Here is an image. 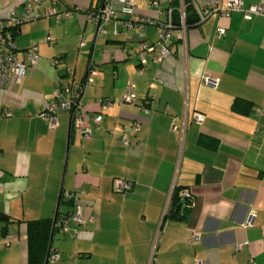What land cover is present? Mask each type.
<instances>
[{
	"label": "crops",
	"instance_id": "obj_1",
	"mask_svg": "<svg viewBox=\"0 0 264 264\" xmlns=\"http://www.w3.org/2000/svg\"><path fill=\"white\" fill-rule=\"evenodd\" d=\"M104 1L43 0V15L15 34V54L23 58L37 44L39 59L21 81L12 76L0 88V264H28L27 220L72 211L62 193L77 189L86 219L56 229L53 264H147L155 239L153 264H264V0H241L262 4L250 18L212 11L189 26L186 51L173 28L170 53L160 60L157 49L145 53L146 63L138 61L140 44L159 39L148 21L166 22L172 0H133V17L89 20L86 11ZM29 2L0 0V20ZM192 3L204 9L207 0ZM92 62L98 69L85 82ZM204 71L218 78L215 86L201 80ZM128 83L136 105L118 101ZM69 84H82L90 138L72 130L70 111L60 112L56 128L41 114ZM103 98L114 102L96 124L91 116ZM130 121L139 123L137 133ZM115 176L131 189L116 191ZM175 185L191 197L181 219L165 217ZM194 228L201 239L188 243Z\"/></svg>",
	"mask_w": 264,
	"mask_h": 264
},
{
	"label": "built area",
	"instance_id": "obj_2",
	"mask_svg": "<svg viewBox=\"0 0 264 264\" xmlns=\"http://www.w3.org/2000/svg\"><path fill=\"white\" fill-rule=\"evenodd\" d=\"M57 2V0H52ZM43 3V0H30L29 3H25L22 8L15 9L13 14L9 16L7 21L0 20V88L4 87L10 80L11 77H14L15 82L21 81L27 69L30 67L36 66L39 59V50L37 44H32L28 50L26 56L19 58L15 54L14 48L16 47L14 36L12 32L7 28L10 24H21L26 20L40 17L43 13L40 11V6ZM152 3L157 4L156 1L152 0ZM199 15L197 22H200L203 19H206L212 11H215L219 16L229 15L233 10H240L243 13L244 18H250L253 15L263 13L262 4L257 5H243L241 0H224L219 3L218 0H207V3L204 9L199 8L197 5H194ZM171 9L166 11L168 13V19L166 22L157 23L155 20L151 19L148 21L152 24L157 25L158 28V37L157 42L154 43H141L138 48L139 62L146 63L145 53H150L155 49L158 50V56L155 55L157 60H160L163 56L170 53L168 49L167 42H169L170 31L175 28L177 31L176 36L180 43L181 48L186 51V40H187V25L185 23V12L184 6L181 4L179 8L180 12V23L178 25L172 24L171 19ZM47 13L51 12V7L49 6L46 10ZM57 17H60L61 13L57 10L54 11ZM135 12V3L133 0H105L104 3L95 8H89L86 11V16L89 20H97L99 22L108 23L115 19H122L125 16H134ZM72 11H68V14H71ZM127 25L131 24L130 20H126ZM225 31L224 27L217 28V34H222ZM47 39L50 42H54V39L51 36H47ZM98 69V64L92 62L89 69V74L87 80H92L90 76L91 73H95ZM201 80L207 85H216L218 78L210 75L206 71L202 72ZM82 89H79L76 85H65L60 86L55 91V96L49 103L42 109L41 114L46 116L49 121V126L51 128H56L59 124V114L62 111L72 112V124L73 129L80 131L83 137L90 138L92 136V127L86 122L87 109L82 102ZM136 91L133 84L128 83L125 86L124 93L119 96L118 101L120 104H134L136 105L135 100ZM114 99L105 98L101 100V111L95 114H92V118L99 124L104 118V111L113 104ZM264 105V104H262ZM142 110H146V107L141 104ZM6 115L11 114L8 109L3 111ZM264 117V116H263ZM202 114H194L191 119L196 120V122H201ZM129 126L131 130L137 133L139 128V123L135 121H130ZM264 128V118L262 120L261 126L258 129ZM126 126H123V132H121V138L125 145L130 144V139L125 135ZM132 183L129 179H126L124 176H115L113 178V188L116 191H128L131 189ZM175 186H173L172 190ZM82 192V189L77 190H66L65 195L68 198L75 199V208L69 214H62L61 218L57 219L56 226L62 230H70V221L76 223L85 222L86 216L83 211L82 203L79 201V196ZM172 192V191H171ZM170 192V193H171ZM181 193L183 195L189 196V194L183 190ZM171 200V196L169 198ZM167 206V205H166ZM168 207V206H167ZM168 210V209H167ZM252 215L250 214L246 217L244 221L245 225H251ZM73 235L76 234L77 230H73ZM201 239V234L198 229H193L190 231L188 236V243H194L195 240ZM156 239L152 242L150 251L148 253L147 264H153L156 260ZM242 244H234V249H240ZM60 258V253L58 251L51 252L49 256V264H53L58 261ZM193 264H204L200 258H195Z\"/></svg>",
	"mask_w": 264,
	"mask_h": 264
},
{
	"label": "trees",
	"instance_id": "obj_3",
	"mask_svg": "<svg viewBox=\"0 0 264 264\" xmlns=\"http://www.w3.org/2000/svg\"><path fill=\"white\" fill-rule=\"evenodd\" d=\"M181 4H183L184 6L183 12H185L184 24L187 25V28L191 25L192 26L196 25L198 23L197 21L199 19V15L198 12L195 11L196 8L192 3V0H172L170 5L172 24L178 25V23H180L179 8ZM19 26L20 24H10L7 27L9 31L12 32L14 38H15V34L18 31ZM15 49L16 47L14 48V50ZM69 85L73 86V84H69ZM76 86H78L79 89H82V84ZM72 130H73V124H72ZM181 188H182L181 185L180 186L175 185L174 189L172 190L170 204H168L169 208L165 213L166 218L181 219L184 216H186L187 212L189 211L190 209L189 204H191V197L183 195V193H179L181 191ZM64 194L65 191H63L62 195ZM69 200L75 203L74 198H69ZM70 212L71 211L61 212L58 208L57 210L58 219L61 218L62 214H69ZM2 216L4 215L0 213V217ZM53 222L54 219L51 217H38L27 220L28 264H46L48 248H49L52 229H53ZM56 229H58L57 226Z\"/></svg>",
	"mask_w": 264,
	"mask_h": 264
},
{
	"label": "water",
	"instance_id": "obj_4",
	"mask_svg": "<svg viewBox=\"0 0 264 264\" xmlns=\"http://www.w3.org/2000/svg\"><path fill=\"white\" fill-rule=\"evenodd\" d=\"M86 81H87V79L85 80V82ZM57 219H58V213L56 212V214L54 216L53 229H52L50 244H49V248H48V254H47L46 264H49V256H50V254L52 252V242H53L54 233L56 231V222H57Z\"/></svg>",
	"mask_w": 264,
	"mask_h": 264
}]
</instances>
